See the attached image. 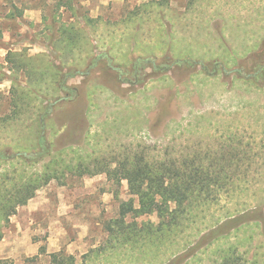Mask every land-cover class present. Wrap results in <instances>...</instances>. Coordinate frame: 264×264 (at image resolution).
Listing matches in <instances>:
<instances>
[{"label":"rangeland","instance_id":"1","mask_svg":"<svg viewBox=\"0 0 264 264\" xmlns=\"http://www.w3.org/2000/svg\"><path fill=\"white\" fill-rule=\"evenodd\" d=\"M20 1L32 7L22 21L0 17V151L12 158L0 163V196L19 190L54 158L61 164L49 171L56 177L48 183L18 194L34 197L15 214L0 218L3 264H54L52 254L67 257L64 264H232L223 259L229 249L242 256L240 264H264V210L255 213L262 217L258 223L243 224L254 214L242 217L264 207V86L248 80L264 65V0H80L77 11L60 7L58 27L82 26L84 16L96 19L84 32L96 51L150 57L164 67L145 66L138 72L144 83L137 85H122L110 68L94 71L91 82L81 75L69 80L80 86L83 99L54 110L45 131L51 153L38 163L21 158L41 150L38 113L5 124L12 114L11 78L23 85L28 80L23 70L13 75L6 56L55 60L59 53L43 45L49 23L44 16L52 8L43 0ZM61 60L70 61L66 55ZM214 61L218 73L203 72L202 62L212 70ZM200 148L212 149L217 158L250 152L252 161L236 162L259 168L251 178L257 185L247 189L249 182L238 176L235 189L195 203L182 229L162 240L150 235L152 227L155 235L161 229L156 211L121 215L124 204L139 209L140 198L128 180L117 183L102 170L120 168L127 152L182 160Z\"/></svg>","mask_w":264,"mask_h":264},{"label":"trees","instance_id":"2","mask_svg":"<svg viewBox=\"0 0 264 264\" xmlns=\"http://www.w3.org/2000/svg\"><path fill=\"white\" fill-rule=\"evenodd\" d=\"M0 1V8L4 10L0 13V17L6 23L22 21L25 11L32 8L26 2H21L20 0ZM54 1L57 2H54L52 5H49L47 0H43L42 2L45 3L44 5L46 7L52 8L50 13L44 16V21H49V23H47L45 31L47 32L45 37L46 41H43V45L52 52L59 53L55 55V60L57 61L58 59L60 61L59 65H56L54 59L49 60L48 55L45 54L28 56L21 52L13 54L8 52L6 56L7 62L13 64V67H11L13 75L23 70L28 80L27 84L23 85L17 78H11V93L13 96L11 103L12 114L8 118H5V124L31 120L33 119V115L38 113L36 122L41 129L39 136V147L41 150L32 156L22 155L21 158L26 163H38L51 153L52 145L47 142L45 131L48 121H54L52 116L54 110L83 99L81 95L84 93L81 92L80 86L70 84V79L80 75L87 77L96 70H104L106 68H118L119 77H126L129 73L127 69L123 70V68H119L114 64V57L110 49L109 52L96 51L95 47L91 46L90 38L84 32L88 26L94 25L96 19L84 16L80 18L83 20L81 21L83 23L82 26L73 22H61L60 27H58L60 22L57 14L58 9L66 6L72 11H77L80 0ZM148 7L149 5H146L144 10H147ZM3 37V30L0 28V40ZM64 55L70 60L67 64L61 60ZM16 57L18 59L17 61ZM41 58H47L48 60L41 62ZM176 62L182 63V60H177ZM217 62L214 61L212 63L214 66L212 70L208 68L207 64H202V70L206 74L216 75L219 70ZM147 63L152 66L155 65V61L151 58H139L137 61H133V68L138 70ZM238 73L241 78H247L242 71L239 70ZM120 80L122 82H129L128 78H120ZM248 80L257 85L264 86V65L260 66L254 74L248 77ZM136 81L140 82L141 79L138 78ZM85 97L90 101L89 93L85 92ZM59 99L62 100L59 101ZM81 113L83 114L82 109L80 110ZM87 130L88 125L86 123L81 132V136L84 137ZM212 151V149L200 148L195 150L193 154L184 156L182 160L172 157L170 159L168 157L159 158L150 155L146 151H141V153L127 152L119 162L121 165L120 168H114V170L106 168L102 172L107 173L117 183L123 179L128 180L132 194L138 195L140 198L141 207L139 209L124 204L127 207L123 206L124 208L121 212L123 217L129 212L151 213L156 211L159 214L161 218V229L158 230L157 228L155 235V228L152 227L150 229V235H152L151 239L160 238L162 240L166 236H173V234L182 229L183 222L188 220L187 215L190 214L195 203L205 204L215 201L217 199V193L229 192L230 189H235L234 180L238 176L242 175L243 180L249 182L247 189L252 188L253 190V187L257 185L256 181H252L255 179L253 178L254 171L259 168L255 169L250 164L240 166L236 162L238 160H242L243 162L252 161L253 156L250 152H231V155L228 153V155L217 158V155L214 154L215 152ZM58 159L59 156L56 160L54 158L45 164L44 172L35 177L31 176L19 190L16 189L14 193L12 192L8 196H0V218L2 217L4 220H7L11 215L16 213L19 205L26 204L28 200L34 197L33 192L35 189L40 188L52 178L56 177L50 174L49 171H56L55 168L61 164ZM11 160V157L0 151V163ZM112 176L115 178H112ZM251 178H253L252 181ZM29 187H33V192H30L28 196H18L25 188L28 189ZM171 204H174L175 208L172 209ZM263 210L264 207H259L242 215V217H252V214H254V218L243 222V224L252 221L257 223L262 221L260 219L262 217L256 216L255 213H262ZM3 237V232H0V240ZM140 237L139 234L136 235V239ZM236 253V249H229L225 253L226 255L223 256V259L226 261L233 259L232 264H240L242 256ZM60 255L52 254V263L64 264V261L68 258L61 257ZM247 263L258 264L256 260Z\"/></svg>","mask_w":264,"mask_h":264},{"label":"flooded vegetation","instance_id":"3","mask_svg":"<svg viewBox=\"0 0 264 264\" xmlns=\"http://www.w3.org/2000/svg\"><path fill=\"white\" fill-rule=\"evenodd\" d=\"M135 48L133 47V49H132V51L134 50ZM108 52L110 51V50H107ZM133 55H131L129 58H127V57H122V58H119V57H114L113 58V61H114V64H116L117 65V67H119V68H123V70L124 69H127V71L129 72L128 73V75L126 76V77H119V73H118V71H117V69L116 68H113V69H110V70H114L115 71V73H116V76H117V78H118V82H120L122 85L123 84H131V85H137V84H141V83H144V79H142L141 78V81L140 82H137L136 81V79H140V77H139V75H138V72L140 71V70H142L145 66H147V65H150L149 63H147V64H145V66H143L142 68H140V69H138V70H135L134 68H133V61L135 60V61H137V59H139V58H141V57H135V58H133L132 57ZM116 58V59H115ZM125 58V59H124ZM150 58V57H149ZM122 59V60H121ZM151 59H153V58H151ZM123 60H124V64H123ZM154 61H155V65H150L152 68H154L155 70H157L158 68L159 69H163V67H164V64L163 63H161V64H158L157 62H156V59H153ZM119 61V62H118ZM127 63V64H126ZM202 64H204V62H202ZM161 65V66H160ZM107 70H109V69H105V71H107ZM204 72V71H203ZM164 74V73H163ZM166 76V75H165ZM210 76H214V75H210ZM82 77H84V79H87V82H91L94 78H95V76H93L92 77V74L91 75H89V76H87V77H85V76H82ZM120 78H128L129 79V82H122L121 80H120ZM72 79H74V78H72ZM71 80V79H70ZM135 81V82H134ZM87 82H86V84H87ZM85 84V85H86ZM73 85V84H72Z\"/></svg>","mask_w":264,"mask_h":264},{"label":"crops","instance_id":"4","mask_svg":"<svg viewBox=\"0 0 264 264\" xmlns=\"http://www.w3.org/2000/svg\"><path fill=\"white\" fill-rule=\"evenodd\" d=\"M112 49V48H111ZM113 50V49H112ZM111 50V52H112ZM113 55V53H112ZM113 57H115V55H113ZM129 58V57H128ZM116 59V58H115ZM16 247V245H14V248ZM5 252V237L3 239H1L0 241V264H3V257L1 256V253Z\"/></svg>","mask_w":264,"mask_h":264}]
</instances>
